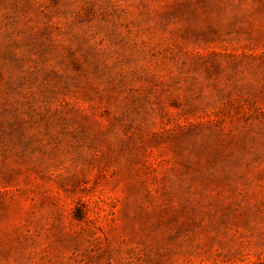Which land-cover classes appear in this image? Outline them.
I'll use <instances>...</instances> for the list:
<instances>
[{
	"label": "rangeland",
	"instance_id": "obj_1",
	"mask_svg": "<svg viewBox=\"0 0 264 264\" xmlns=\"http://www.w3.org/2000/svg\"><path fill=\"white\" fill-rule=\"evenodd\" d=\"M0 264H264V0H0Z\"/></svg>",
	"mask_w": 264,
	"mask_h": 264
}]
</instances>
